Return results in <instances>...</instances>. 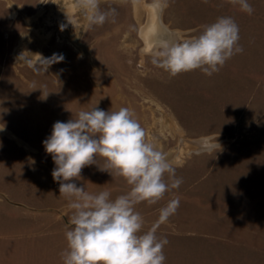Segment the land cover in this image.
Listing matches in <instances>:
<instances>
[{
	"label": "rangeland",
	"instance_id": "1",
	"mask_svg": "<svg viewBox=\"0 0 264 264\" xmlns=\"http://www.w3.org/2000/svg\"><path fill=\"white\" fill-rule=\"evenodd\" d=\"M248 2L252 15L229 0H168L162 11L153 0H101L115 14L89 27L78 0H0V250L5 226L18 228L14 235L33 226V243L8 250L27 248L29 256L16 258L28 264H63L72 210L42 142L54 122L80 111L127 107L183 181L158 203L135 206L147 231L179 198L157 231L168 240L164 264H264V0ZM223 16L239 26L243 52L218 72L170 77L153 64L164 39H189ZM22 53L33 62L36 54L63 59L36 72L18 63ZM216 138L221 148L210 150ZM201 142L207 147L198 151ZM81 177L78 186L112 199L131 187L97 165Z\"/></svg>",
	"mask_w": 264,
	"mask_h": 264
},
{
	"label": "clouds",
	"instance_id": "2",
	"mask_svg": "<svg viewBox=\"0 0 264 264\" xmlns=\"http://www.w3.org/2000/svg\"><path fill=\"white\" fill-rule=\"evenodd\" d=\"M229 2L249 15L254 12L248 0ZM100 3L101 0H78L89 27L103 25L115 14V9L101 10ZM152 6L162 11L168 0H153ZM239 39V26L234 19L218 17L205 25L199 35L164 43L152 62L170 77L197 69L211 76L233 55L243 52ZM36 55L39 60L33 62L22 53L18 63L25 62L36 72H47L53 63L63 59L57 54L50 58ZM42 143L55 165L51 172L53 181L59 184V193L72 210L66 222L63 264H164L163 249L168 240L158 236L157 231L176 213L179 198L159 209L158 219L147 231L143 230L144 219L135 206L141 202L158 203L183 181L176 177V168L167 155L147 139L131 109L105 111L96 106L80 111L76 118L54 122L51 134ZM208 147L211 150L221 145L216 138V143ZM97 157L104 159L103 167ZM92 165L112 177H123L131 186L130 191L112 199L109 191L93 194L85 184L78 186L75 181L82 179V169Z\"/></svg>",
	"mask_w": 264,
	"mask_h": 264
},
{
	"label": "crops",
	"instance_id": "3",
	"mask_svg": "<svg viewBox=\"0 0 264 264\" xmlns=\"http://www.w3.org/2000/svg\"><path fill=\"white\" fill-rule=\"evenodd\" d=\"M5 227L6 229L9 230L6 232L10 233V235L3 236L4 242L6 244L10 243L11 245H13L17 243V244L27 245L28 243H33L36 240L35 236L33 235L35 232L34 231L35 228L33 226H22L21 227L22 231H18V232L24 233V235H14V233H16L18 229L14 226H5ZM37 239H43V238H37ZM6 244H4L5 245V247H3L4 250H0V257L2 258L0 264H28L26 262L19 261L17 260L18 258H16L19 256H29L31 252L27 248L25 249L21 248V250H16L15 252L14 250H8L9 247ZM255 249H257V247Z\"/></svg>",
	"mask_w": 264,
	"mask_h": 264
},
{
	"label": "bare ground",
	"instance_id": "4",
	"mask_svg": "<svg viewBox=\"0 0 264 264\" xmlns=\"http://www.w3.org/2000/svg\"><path fill=\"white\" fill-rule=\"evenodd\" d=\"M71 5V4H70ZM152 5V4H151ZM153 7V6H152ZM149 8H150V6H149ZM142 11V10H141ZM138 12V11H137ZM142 13H143V11H142ZM149 13V12H148ZM161 14V13H160ZM159 16V15H158ZM160 17V16H159ZM156 23V22H155ZM163 25V24H162ZM155 29H158L156 26H155ZM166 30H168V29H166ZM165 30V31H166ZM142 31V30H141ZM165 37V36H164ZM157 38H158V36H157ZM152 40V39H151ZM164 43H165V39H164ZM156 47V46H155ZM154 51V50H153ZM41 55V54H40ZM181 139V138H180ZM206 139V138H205ZM208 140V139H207ZM193 141V140H192ZM203 141V140H202ZM202 143V142H201ZM200 143V145L197 147V150L199 151L200 149H202V148H205V147H207V145H205V143L203 142L202 144ZM207 143V142H206ZM211 144V143H210ZM179 147V146H178ZM190 147V146H189ZM180 148V147H179ZM191 148V147H190ZM180 150V149H179ZM187 150H188V148H187ZM181 153V152H180Z\"/></svg>",
	"mask_w": 264,
	"mask_h": 264
}]
</instances>
